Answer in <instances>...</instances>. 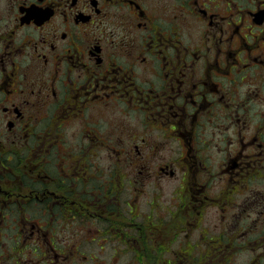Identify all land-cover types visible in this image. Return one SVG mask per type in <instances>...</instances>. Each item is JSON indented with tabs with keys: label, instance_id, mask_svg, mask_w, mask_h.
<instances>
[{
	"label": "flooded vegetation",
	"instance_id": "af4514ba",
	"mask_svg": "<svg viewBox=\"0 0 264 264\" xmlns=\"http://www.w3.org/2000/svg\"><path fill=\"white\" fill-rule=\"evenodd\" d=\"M0 264H264V0H0Z\"/></svg>",
	"mask_w": 264,
	"mask_h": 264
}]
</instances>
